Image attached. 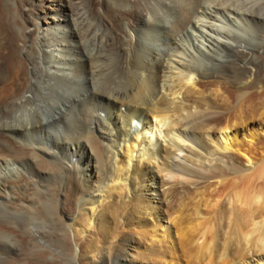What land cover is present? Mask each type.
Instances as JSON below:
<instances>
[{"label":"bare ground","instance_id":"1","mask_svg":"<svg viewBox=\"0 0 264 264\" xmlns=\"http://www.w3.org/2000/svg\"><path fill=\"white\" fill-rule=\"evenodd\" d=\"M45 2L0 0V264H264V0Z\"/></svg>","mask_w":264,"mask_h":264},{"label":"rangeland","instance_id":"2","mask_svg":"<svg viewBox=\"0 0 264 264\" xmlns=\"http://www.w3.org/2000/svg\"><path fill=\"white\" fill-rule=\"evenodd\" d=\"M46 2H45V4L47 5V3L49 4L50 2H51V0H45ZM52 2H53V0H52ZM39 4L40 3H37V6H39ZM51 4V3H50ZM45 10H49V9H45ZM39 20H41L40 21V24L41 25H44V24H46V22H45V20H44V18L42 17L41 19H39ZM132 20V19H131ZM258 28V29H257ZM243 29L244 30H242V34L244 35V38H245V42L248 44V45H250V46H254V45H257L258 43L257 42H262L264 39H262V38H264V28L262 27V28H260V26H250V27H243ZM250 29V30H249ZM254 30V31H253ZM260 30V31H259ZM249 32H250V34H249ZM257 33V34H256ZM252 35V36H251ZM250 36V37H249ZM252 38V39H251ZM258 39V40H255V39ZM250 39V40H249ZM252 40V41H251ZM261 40V41H260ZM252 44H251V43ZM255 44H254V43ZM13 90H14V87H13ZM75 99V98H74ZM101 115L103 114L102 112L100 113ZM262 151H264V149L262 150ZM57 186V185H56Z\"/></svg>","mask_w":264,"mask_h":264}]
</instances>
